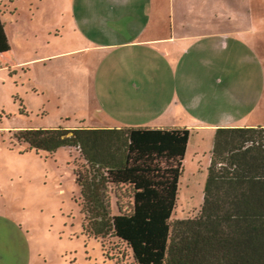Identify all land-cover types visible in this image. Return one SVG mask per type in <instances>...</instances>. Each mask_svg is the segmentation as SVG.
<instances>
[{
    "label": "rangeland",
    "instance_id": "374dc122",
    "mask_svg": "<svg viewBox=\"0 0 264 264\" xmlns=\"http://www.w3.org/2000/svg\"><path fill=\"white\" fill-rule=\"evenodd\" d=\"M223 1L201 0L214 8ZM173 6L170 0L0 3L9 38V51L0 54V223L13 229L20 264L133 261L116 238L83 229L74 175L78 149L37 153L14 137L16 130L118 122L188 128L174 221L200 209L215 128L264 122V108L247 104L245 46L239 44L235 59L216 47L214 36H205L185 53L178 35L223 31L213 18L183 22ZM149 35L174 38L146 51L139 40ZM130 41L134 46L125 47ZM21 240L24 248L17 250Z\"/></svg>",
    "mask_w": 264,
    "mask_h": 264
},
{
    "label": "trees",
    "instance_id": "16d2710c",
    "mask_svg": "<svg viewBox=\"0 0 264 264\" xmlns=\"http://www.w3.org/2000/svg\"><path fill=\"white\" fill-rule=\"evenodd\" d=\"M8 50L0 11V54ZM189 136L182 127L14 132L37 153L78 149L83 229L125 244L133 264H264V126L215 129L200 209L172 221Z\"/></svg>",
    "mask_w": 264,
    "mask_h": 264
},
{
    "label": "crops",
    "instance_id": "0c3cea01",
    "mask_svg": "<svg viewBox=\"0 0 264 264\" xmlns=\"http://www.w3.org/2000/svg\"><path fill=\"white\" fill-rule=\"evenodd\" d=\"M13 2V1H12ZM196 2V4H195ZM11 3V2H10ZM170 4H173L177 8V14L185 22L186 18L195 17L198 21L203 22L208 18H213L217 23L218 31H223L221 35H178L182 41L183 51L189 52L191 50L192 40L202 39L205 36H214L216 41V47L226 52L230 57L237 59L239 44L245 46V65H246V91H247V104L255 110L264 108V0H225L219 5L210 3H202L201 0H170ZM176 13H174L175 15ZM227 31L231 32V35H224ZM6 33V31H5ZM220 33V32H218ZM7 39L8 35L6 33ZM143 36V35H141ZM173 35L163 36L160 38L158 35H149V37L140 38V43L145 46V50H152L154 44H158L156 41L167 40L171 42ZM232 39L233 42H227V39ZM124 46H134V42H124ZM198 45H201L199 43ZM139 46V45H136ZM142 50V49H141ZM158 50L154 51L158 55ZM9 51V50H8ZM198 51H201L199 49ZM7 53V52H5ZM3 53V54H5ZM163 54L165 51L163 49ZM160 55V54H159ZM184 65L187 66L189 59H184ZM248 107V108H249ZM237 126V125H227ZM250 126H264V122L257 124H251ZM131 127L120 124H108V125H93L87 128H121ZM141 127V126H132ZM166 128V127H155ZM172 128V127H167ZM185 128V127H182ZM216 129V128H215ZM189 141V140H188ZM114 205V204H113ZM13 235V229H8L5 225L0 223V264H20V259L15 251V241L10 238ZM18 249L24 248V240H21ZM17 259V260H16ZM20 262V263H19Z\"/></svg>",
    "mask_w": 264,
    "mask_h": 264
}]
</instances>
